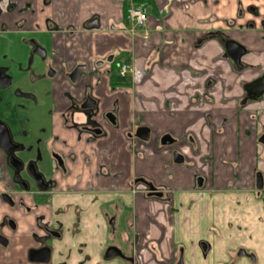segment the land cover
<instances>
[{
  "label": "crops",
  "instance_id": "crops-1",
  "mask_svg": "<svg viewBox=\"0 0 264 264\" xmlns=\"http://www.w3.org/2000/svg\"><path fill=\"white\" fill-rule=\"evenodd\" d=\"M2 1L0 18L11 31L0 35L20 36L25 46L29 35L57 36L69 65L77 59L94 67L114 55L131 66L126 84L115 92L107 77L101 79L102 111L113 109L118 128L107 127L109 138L100 139L97 148L116 155L113 171L126 170L125 179L139 175L160 185L168 182V170L176 190L169 204L129 198L134 237H141L140 245L135 242L139 263L176 264L175 255L183 251L185 264H226L231 248L225 247V260L214 258L225 239L216 207L220 221L227 220L230 197L241 207V218L253 216L260 225L264 216V191L254 193L256 173L264 175V95L254 99L245 90L264 76V0H135L146 4L144 26L126 20L129 0ZM94 18L99 24L88 27ZM21 20L26 31L17 32ZM53 24L76 32L64 35L53 27L43 32ZM227 41L244 47L241 68L228 56ZM24 49L27 58L30 48ZM139 127L152 131L151 142L140 147L143 156L129 152L123 135ZM165 135L180 141L187 163L173 165L167 149L161 150L158 138ZM200 174L210 194L195 190ZM202 242L209 245L207 254ZM15 254L24 259L22 249Z\"/></svg>",
  "mask_w": 264,
  "mask_h": 264
},
{
  "label": "flooded vegetation",
  "instance_id": "flooded-vegetation-1",
  "mask_svg": "<svg viewBox=\"0 0 264 264\" xmlns=\"http://www.w3.org/2000/svg\"><path fill=\"white\" fill-rule=\"evenodd\" d=\"M132 3L140 4L127 1L128 22L131 21L127 10ZM98 24L99 20L94 18L87 26ZM25 26L23 20L19 21L15 24L16 31H26ZM49 27L64 35L76 32L55 24L46 26L43 32H50ZM10 31V23L0 18V34ZM56 39L57 36L52 40L28 38L30 56L20 59L25 61L16 68L31 76L29 85L18 82L14 67L0 65V261L68 264L76 251V264H109L116 259V264H140L141 250L135 242L140 245L141 237H134L133 205L129 198L138 195L147 201L169 204L176 190L170 184L172 176L168 170V182L160 185L139 175L125 179L126 170L113 171L110 161L116 162V155L109 149L97 148L100 139L109 138L107 127L118 128L113 109L102 111V100L97 94L101 79L107 77L110 90L115 92L126 84L131 66L114 55L98 61L94 67L77 59L69 65ZM244 54L240 66L234 62L239 68L243 66ZM248 85L246 95L254 99L264 95V92L248 91ZM140 128L147 127L123 132L129 152L137 156L145 155L140 147L152 138L151 130L148 140L138 137ZM165 136H170L166 140L174 139ZM165 136L158 138V142L161 150L167 149L173 165L187 163L178 146L180 141L174 139V143L164 144ZM261 139L264 134L260 138L264 144ZM175 153L183 157L182 163L175 162ZM259 174L263 178L262 189L257 188ZM194 186L200 194L212 191L203 174L197 175ZM263 191L264 175L257 172L254 193L259 196ZM89 219H95L93 226ZM87 231L103 235L102 250L96 261L84 252L86 243L82 237ZM112 247L122 255L107 258ZM202 248L207 254L208 243L202 242ZM18 249L24 251V259L15 254ZM48 257L46 262L37 261ZM241 257L256 261L254 251L240 247L228 254L226 264H239ZM175 258L176 264L181 261L185 264L183 251H178Z\"/></svg>",
  "mask_w": 264,
  "mask_h": 264
},
{
  "label": "rangeland",
  "instance_id": "rangeland-1",
  "mask_svg": "<svg viewBox=\"0 0 264 264\" xmlns=\"http://www.w3.org/2000/svg\"><path fill=\"white\" fill-rule=\"evenodd\" d=\"M20 36H12L10 34L0 35V65L7 64L14 67L13 73L16 75L18 82L21 85H29L31 80V76L28 73H25L24 70L17 69V65L21 62L24 63L25 60L20 61V59H25L24 47L27 45L23 44L18 40ZM26 38H31L30 35L26 36ZM30 48V46H29ZM18 52V54L16 53ZM16 56H15V55ZM232 197L228 199V207H227V220L222 221L219 220V216H221V209L218 207L216 211V215H218V224L221 226V231L224 233L223 237L225 238L222 242V248H216V253H214V258L218 260H225L227 258L226 249L231 248L236 251L240 245H244L247 248L252 249L255 252L256 261L253 262L251 259L241 257L239 264H264V216L262 217V222L259 223L256 221V218L253 216L250 219L241 218L242 210L241 207H238L237 204H234L231 200ZM232 201V202H231ZM263 214V211H262ZM90 224L95 223V219H89ZM243 227L242 232H238L239 227ZM259 227V228H258ZM89 229V228H88ZM86 229V230H88ZM99 235V236H98ZM102 239L103 235L101 233H93L87 231L85 235L82 237L84 243H86L85 255H90L91 259L96 261L102 250ZM69 241V236L67 238ZM70 242V241H69ZM69 245V244H66ZM72 259L68 262V264H76V258L78 257L77 252L74 251ZM102 260V259H101ZM118 260L112 261L109 264H116ZM96 262H85L84 264H95ZM102 264H106L107 262H101ZM55 264V263H54Z\"/></svg>",
  "mask_w": 264,
  "mask_h": 264
},
{
  "label": "water",
  "instance_id": "water-1",
  "mask_svg": "<svg viewBox=\"0 0 264 264\" xmlns=\"http://www.w3.org/2000/svg\"><path fill=\"white\" fill-rule=\"evenodd\" d=\"M96 24V23H94ZM226 50H227V54L230 58L233 59V61L238 65L240 66V58L241 56L245 53V49L243 46H241L240 44L234 42V41H227L226 42ZM247 90L248 91H253L257 94H260L261 92H264V77L251 83L250 85H248L247 87ZM138 137H140L141 139L143 140H148L149 139V136H150V129L149 128H140L138 134H137ZM166 139H170V136H165L164 137V140H163V143L164 144H172L174 143V139H171V140H166ZM261 142L264 143V139H261ZM177 155L179 156L177 158ZM175 162L176 163H182L183 162V157L180 155V154H177L175 153ZM150 186V189H154V186L152 184H149ZM257 188L258 189H262L263 188V178H262V175L259 174L258 175V184H257ZM121 256L122 255V252L117 249L116 247H112V248H109L108 251H107V258H111V257H114V256ZM49 259L48 258H43V259H40V260H37V261H40V262H46L47 260ZM33 260V259H32ZM180 264H183L182 261Z\"/></svg>",
  "mask_w": 264,
  "mask_h": 264
},
{
  "label": "built area",
  "instance_id": "built-area-1",
  "mask_svg": "<svg viewBox=\"0 0 264 264\" xmlns=\"http://www.w3.org/2000/svg\"><path fill=\"white\" fill-rule=\"evenodd\" d=\"M128 18L131 22H134L138 26H144L149 15L147 11L146 4H135L132 3L127 10ZM125 70V67L122 68V72Z\"/></svg>",
  "mask_w": 264,
  "mask_h": 264
}]
</instances>
